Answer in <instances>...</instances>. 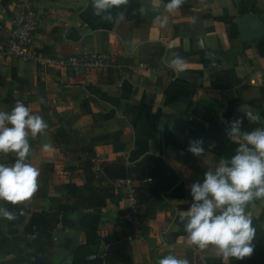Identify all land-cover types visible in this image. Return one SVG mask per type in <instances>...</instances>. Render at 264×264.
Masks as SVG:
<instances>
[{
    "label": "crops",
    "instance_id": "0c3cea01",
    "mask_svg": "<svg viewBox=\"0 0 264 264\" xmlns=\"http://www.w3.org/2000/svg\"><path fill=\"white\" fill-rule=\"evenodd\" d=\"M25 2H32L39 17L33 37L36 49L50 56L104 53L111 66L101 71L43 69L0 55V110L10 111L19 100L48 124L44 133L28 138L29 162L40 170L39 189L17 206L16 212L22 208L24 215L12 221L0 217V235L18 232L32 216L57 211L60 204L72 206L73 201L62 198L65 184L113 187L102 166L123 165L125 179L134 188H145L152 182L136 181L134 166L146 155L158 156L178 182L138 218V237L131 236L124 219L129 207L125 190L114 188L117 204L63 214L76 227L57 226L52 231L55 246L47 257L30 251L25 238H13L0 251V264H34L35 257L46 264H70L78 248L88 250V260L102 258L108 248L120 255L119 261L106 264H156L166 255L186 258L189 264H224L213 246L200 249L189 244L179 217L192 202L189 186L202 182L220 158L235 154L238 144L226 135L228 122L243 118L241 109L250 108L261 119L252 123L243 118L242 131L264 128V0H185L169 15L165 28L154 22L163 10L161 4L160 11H154L158 0H129L127 6L112 10L111 21L93 15L91 0H0L1 49ZM139 8L145 9L143 15ZM191 17L197 18L195 24ZM249 17L250 28L262 31L244 37L239 21ZM173 52L186 61L182 73L168 63ZM206 52L213 55L206 57ZM218 72L227 74L225 90L210 86L211 76ZM173 81L194 93L165 102L164 92ZM179 113L185 122L183 136L174 131ZM193 139L204 141V156L187 151ZM45 143L53 150L44 151ZM14 160V155L0 153V163ZM9 206L0 201V207ZM247 210L256 244L264 236V199L254 200ZM95 212L97 230L88 242L81 217ZM244 260L232 258L229 264Z\"/></svg>",
    "mask_w": 264,
    "mask_h": 264
},
{
    "label": "clouds",
    "instance_id": "9594fccd",
    "mask_svg": "<svg viewBox=\"0 0 264 264\" xmlns=\"http://www.w3.org/2000/svg\"><path fill=\"white\" fill-rule=\"evenodd\" d=\"M128 3L129 0H91L93 15L108 21L113 19L111 12L114 8L119 9ZM184 3L185 0H167L166 3L158 0L154 11H160L161 4L163 10L154 17V22L165 28L169 15ZM139 12L143 15L145 9L139 8ZM118 18H123L122 12ZM196 21V17L190 18L192 24ZM200 44L203 46V41ZM205 55L210 57L213 53L206 52ZM168 63L177 73L186 70V61L178 53L173 52ZM241 111L249 122L261 119L259 113L250 108ZM243 118L228 122L226 135L238 144L235 154L220 158L214 170L204 173L202 182L198 180L189 186L192 202L179 217L189 244L200 249L213 246L224 264H229L232 258L242 260L254 253L256 229L247 209L254 200L264 199V128L242 131ZM47 128L44 118L19 100L10 111L0 110V153L15 156L13 163H0V201L15 207L30 201L38 191L40 170L29 162L32 149L28 138H35ZM43 150L52 151L53 145L45 143ZM187 151L196 157L204 156V141H189ZM17 215H24L22 208L17 213L0 207V217L4 219L12 221ZM156 264H189V260L166 255Z\"/></svg>",
    "mask_w": 264,
    "mask_h": 264
},
{
    "label": "trees",
    "instance_id": "16d2710c",
    "mask_svg": "<svg viewBox=\"0 0 264 264\" xmlns=\"http://www.w3.org/2000/svg\"><path fill=\"white\" fill-rule=\"evenodd\" d=\"M210 86L213 89L225 90L228 88V77L225 72H218L211 76ZM194 93L191 89L183 84L175 81L171 82L164 92L165 102H170L178 95H190ZM102 172L110 181L127 178L126 169L123 165L116 166H102ZM135 180L143 182L150 180L151 185L145 188H135V195L137 198L136 210L139 217L146 215L154 201L162 198V194L169 191L177 182L178 176L170 169L162 158L153 155H146L134 166ZM62 198L67 201H73V205L60 204L57 211H50L45 215H34L29 222L18 230H10L6 237L0 235V251L10 246L9 239L19 238L26 239V247L42 256H48L52 248L55 246L51 233L57 226L74 228L76 225L72 224L67 218L63 216L68 212L80 211H96L105 208L109 204H117L119 199L118 192L114 187L97 188L92 186L78 187L73 184H65L61 187ZM19 206V205H17ZM10 205V210L17 211ZM13 207V208H12ZM98 213L91 216H82V228L85 231L87 241L91 235L97 230L99 221ZM254 248V253L251 257H246L243 264H264V236H261ZM88 250L78 248L74 256L71 258L70 264H106L112 261L115 263L119 261L120 255L112 249H107L105 254L101 257H95L88 260ZM47 259V258H46Z\"/></svg>",
    "mask_w": 264,
    "mask_h": 264
},
{
    "label": "built area",
    "instance_id": "2783aa9c",
    "mask_svg": "<svg viewBox=\"0 0 264 264\" xmlns=\"http://www.w3.org/2000/svg\"><path fill=\"white\" fill-rule=\"evenodd\" d=\"M39 24V17L32 2H25L18 10L17 18L9 31L8 38L0 55L17 60L34 63L41 68L58 67L63 69H88L101 71L111 66L110 56L104 53L81 54L71 56H50L42 53L33 45L34 33ZM114 188L125 190V197L129 203L124 219L130 228L131 236L141 235L138 224L135 188L127 179L113 181Z\"/></svg>",
    "mask_w": 264,
    "mask_h": 264
},
{
    "label": "water",
    "instance_id": "95a60500",
    "mask_svg": "<svg viewBox=\"0 0 264 264\" xmlns=\"http://www.w3.org/2000/svg\"><path fill=\"white\" fill-rule=\"evenodd\" d=\"M252 18H244L243 20H240V31H241V35L244 37L247 36H255L258 35L261 31L262 28H256V29H252L250 28V23H251ZM181 113L178 114L177 118H174L173 122H174V131L176 132V134H178V136H183L185 133V122L184 120H182L181 117ZM34 264H46L45 261L40 258V257H35L34 258Z\"/></svg>",
    "mask_w": 264,
    "mask_h": 264
}]
</instances>
